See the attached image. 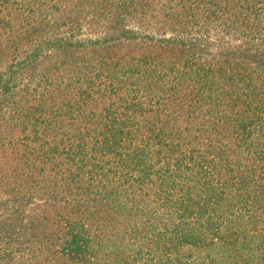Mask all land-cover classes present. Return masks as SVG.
Instances as JSON below:
<instances>
[{
    "label": "trees",
    "instance_id": "obj_1",
    "mask_svg": "<svg viewBox=\"0 0 264 264\" xmlns=\"http://www.w3.org/2000/svg\"><path fill=\"white\" fill-rule=\"evenodd\" d=\"M0 264H264V0H0Z\"/></svg>",
    "mask_w": 264,
    "mask_h": 264
}]
</instances>
